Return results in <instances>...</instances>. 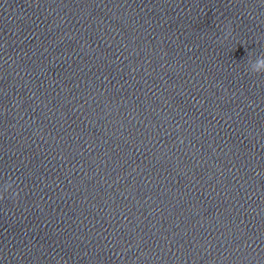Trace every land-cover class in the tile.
Returning <instances> with one entry per match:
<instances>
[{
  "label": "clouds",
  "instance_id": "obj_1",
  "mask_svg": "<svg viewBox=\"0 0 264 264\" xmlns=\"http://www.w3.org/2000/svg\"><path fill=\"white\" fill-rule=\"evenodd\" d=\"M248 64H249L248 71L251 72L252 74L264 73V54L257 56L255 60H249ZM257 174L259 175V173ZM11 188H12V184L9 183L5 186L4 190L8 191ZM16 195H18V193H16ZM3 198H4L3 194H0V200H2Z\"/></svg>",
  "mask_w": 264,
  "mask_h": 264
}]
</instances>
